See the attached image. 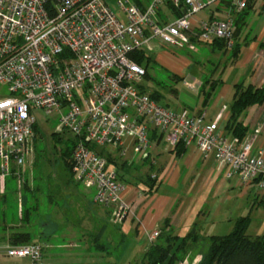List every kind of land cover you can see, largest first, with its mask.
I'll return each instance as SVG.
<instances>
[{
    "label": "built area",
    "instance_id": "2783aa9c",
    "mask_svg": "<svg viewBox=\"0 0 264 264\" xmlns=\"http://www.w3.org/2000/svg\"><path fill=\"white\" fill-rule=\"evenodd\" d=\"M222 1L149 0L139 6L118 0L115 13L105 0H0V84L10 93L0 99V186L11 174L21 183L20 169L33 163L42 113L45 119L57 114L54 132L75 140V181L95 190L94 201L110 210L113 226L132 216L119 162L129 150L134 156L128 164L149 159L157 131L171 146L182 143L213 158L226 179L264 189V150L255 146L262 126L240 141L226 131L228 105L213 121L205 112L163 106L142 90L146 70L131 58L135 51L149 54L154 43L195 51L200 43L223 41L232 51L236 16L250 0H230L221 19L202 17ZM108 147L116 164L100 153ZM144 235L152 244L159 229ZM43 251L37 242H0V256L22 264H45ZM200 261L188 257L178 264Z\"/></svg>",
    "mask_w": 264,
    "mask_h": 264
},
{
    "label": "rangeland",
    "instance_id": "374dc122",
    "mask_svg": "<svg viewBox=\"0 0 264 264\" xmlns=\"http://www.w3.org/2000/svg\"><path fill=\"white\" fill-rule=\"evenodd\" d=\"M105 1L115 13L119 11L118 0ZM143 2H147V0H143ZM259 7L258 5L257 9L249 15L250 29L246 28L249 27L248 24H246L242 33L238 34L236 29L235 43H239L241 47H244L247 42L245 40L246 36L250 38V35H252L251 43H260L264 39V13L258 14ZM229 8L230 3H227L226 9ZM213 45H217L219 49H214ZM153 46L155 48L153 51L147 50L154 61L146 68L147 75L144 87L147 92L156 95L163 106H168L172 110L194 107L196 114L200 115L205 112L206 120L210 121L217 118L223 105L229 106L232 102L235 80L243 75L240 68L230 66V64L233 65L236 62L232 57L233 51H227L219 47L221 46L220 42L215 44L213 42L200 43L195 51H190L187 48L170 51L168 47H158L156 43ZM218 79H221L223 83L212 95L209 103L203 106V85L206 80H210V83H212ZM9 95L7 86L0 84V99ZM38 117L41 123L36 134L33 163H29L26 167L20 169L22 172L21 183L11 174L7 177L6 183L0 186V242H7L13 232H30L31 241L44 246L43 258L44 263L47 264L48 261H54L53 258L55 257L52 253L57 251V249L50 246V242L69 240L71 230L68 228L70 224L66 221L67 218L72 219L74 225L78 224L83 217V214L78 216L82 211L78 207L79 205L83 207L80 203L83 200L88 202V199L94 195L95 190H85L74 179L72 161L70 159L66 160L64 156L68 148L72 147L71 134L65 133L61 136L54 134V130L59 123V116L53 114L49 119H45L42 113H38ZM246 122L248 123V121ZM249 134L251 133L249 132ZM102 149L104 148H100V150ZM108 150L113 149L108 147L106 151L108 152ZM133 156V152L128 153L123 159L130 160ZM133 161L138 163L141 160L140 157H135ZM68 166H71V172L68 170ZM136 173L138 177L141 175L139 178L145 176L142 175V172H139V169L135 170L133 175H136ZM147 173L145 172L146 175ZM149 174H152V172ZM27 186L29 190H27ZM32 190L39 191L37 207L34 199L31 198L30 192ZM231 191L228 182H226L222 189L216 185L205 192L206 197L202 198V200L206 199L205 210H213L215 204H217L221 209V213L218 214L215 221L210 218L207 222H200L198 230L204 236L227 235L232 232L238 217L249 214L252 220L247 234L251 238L263 236L264 189L255 188L250 191L249 188L243 187L235 194H232ZM82 192L86 195L85 197L80 194ZM162 193H173V189L168 184H164ZM228 196H233L234 199L228 201ZM28 206L32 209V217L29 223L25 224L22 219L24 216L23 211ZM98 206L90 203L89 208L94 210L103 209V207ZM88 211L85 208V216L88 215ZM86 221H88L87 226L92 228L93 223L88 216ZM140 231L143 239L144 233L142 230ZM142 241L141 246L134 243L127 255L122 257V261L120 257L117 259L113 256L114 260L109 264L138 263L143 252H146L150 246L147 238ZM188 257L186 256L181 261ZM23 262L0 256V264H22Z\"/></svg>",
    "mask_w": 264,
    "mask_h": 264
},
{
    "label": "crops",
    "instance_id": "0c3cea01",
    "mask_svg": "<svg viewBox=\"0 0 264 264\" xmlns=\"http://www.w3.org/2000/svg\"><path fill=\"white\" fill-rule=\"evenodd\" d=\"M250 3L252 7L250 13L254 12L258 5L260 6L258 14L264 13V0H251ZM225 6L226 4L224 6L220 4L213 11L202 13V17L221 19L226 11ZM247 24L249 26L248 19ZM246 28L250 29V26ZM252 38L250 35L248 43L244 45L235 64H230V66H237L243 72V75L235 80L234 86L244 83L264 88V39L260 43H251ZM175 109L176 111L187 109L196 114L194 107ZM240 121L249 130L251 126L253 127L251 131H248V135H252L257 127L262 126V132L258 136L255 146L256 149L264 150V104L248 108ZM154 142L155 146L149 160L134 162L131 164V168L122 167L126 163L125 160L119 162L120 180L127 187L125 196L132 208L130 219L122 226H113L110 223L109 209L100 205L98 207H103L102 210L89 208L90 203L96 205L94 195H92L88 202L83 200L80 203L83 207L80 205L78 207L82 210L78 216L83 214L78 224L74 225L72 219L67 218L66 221L70 224L68 228L71 230V233H68L69 240L50 242V246L57 251L52 253L55 257L54 261H46L47 264H109L114 260L113 256L117 259L120 257L122 261V257L127 255L134 243L141 246L142 240H145V235L143 234L142 239L140 230L144 233V230L152 232L160 229L166 220H170L175 234L184 237L195 227L198 229L200 222H207L210 218L215 221V218L221 213L217 204L213 210H205L206 199L202 200V198L206 197L207 190L216 185L222 189L226 182H228L232 194L243 188L236 177L231 180L226 179L225 171L218 166L216 161L213 158L204 159L196 147H185L186 151L178 156L175 150L177 145H169L165 137L158 131L155 133ZM130 153L132 150H129ZM113 160V163H117L115 159ZM138 169L145 176L139 178L141 175L138 177L137 173L134 176L133 172ZM145 172H148L147 175ZM150 172L152 174H149ZM148 175H156L158 182L157 190H154L153 193L148 192L149 188L146 184ZM164 184H168L173 189V193H162ZM248 188L250 191L255 189V187ZM85 190L89 191V189ZM80 194L86 196L83 192ZM227 199L232 201L234 197L228 196ZM85 208L89 210L87 216L93 223L92 228L87 226ZM200 234L203 235L201 232ZM102 245L106 247V250L102 249ZM144 254L145 252H143Z\"/></svg>",
    "mask_w": 264,
    "mask_h": 264
},
{
    "label": "trees",
    "instance_id": "16d2710c",
    "mask_svg": "<svg viewBox=\"0 0 264 264\" xmlns=\"http://www.w3.org/2000/svg\"><path fill=\"white\" fill-rule=\"evenodd\" d=\"M139 6L143 5V0H134ZM149 0H147L148 2ZM251 0L248 6L241 13H238L235 20L237 32L242 33L247 19L250 15ZM145 3V2H144ZM230 3V0H223L221 4L223 6ZM226 7V6H225ZM229 7V6H228ZM182 12L177 11V16H181ZM212 18V17H211ZM249 36H246L245 40L248 43ZM220 42L221 46L226 50L223 41H214L213 44ZM214 49H219L217 45H213ZM243 47L236 43L232 50V57L237 60L241 54ZM131 58L137 62L140 66L147 70V66L154 61V59L146 51H135L131 54ZM147 75V71H146ZM145 75V80H146ZM223 81L221 79L215 80L210 83V80H206L202 88L203 93V106H206L212 98V95L221 86ZM142 90L146 91L144 85ZM153 99L160 103L159 98L156 95L150 94ZM264 104V88H258L252 84L238 83L235 85L234 99L229 107V117L226 122V131L229 135L244 140L249 128L245 126L240 119L244 116L246 110L252 106H261ZM40 126H35V133L37 134ZM55 135L61 136L54 132ZM60 139V137H59ZM72 147L68 148V151L64 153L66 160H71L75 147V140L71 139ZM178 156H181L186 148L182 143H179L176 147ZM103 156H107L110 162H114L112 155L106 150L102 149L100 152ZM149 160V159H147ZM116 164V163H115ZM73 166V165H72ZM120 166V165H119ZM122 167L131 168L132 165L127 162ZM119 171H120V167ZM68 170L71 172V166H68ZM15 172V169L13 170ZM75 179V178H74ZM146 184L148 185V192L153 193L157 190L158 182L156 177L148 175ZM27 190L29 187L27 186ZM31 198L34 199L35 205H38L39 191L32 190ZM98 205V204H97ZM35 207V209H36ZM33 209V210H35ZM32 209L28 206L23 211V221L28 224L31 220ZM110 216V215H109ZM252 218L248 214L247 216L240 217L235 222L232 232L227 235H201L198 229L195 227L190 233L184 237H180L175 234L174 229L171 227L170 220H166L159 229V236L156 241L150 244L141 260L136 264H177L179 261L190 256L191 259L201 258L199 264H264V235L256 238H251L247 232L251 225ZM119 227V226H116ZM6 230V228H4ZM4 233H6L4 231ZM5 238V236H4ZM2 238V240H4ZM30 232H13L7 239V242L13 245H26L33 243ZM103 250H106L105 246H101Z\"/></svg>",
    "mask_w": 264,
    "mask_h": 264
}]
</instances>
